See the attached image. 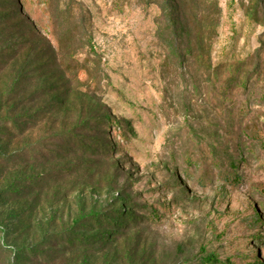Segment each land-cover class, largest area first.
I'll use <instances>...</instances> for the list:
<instances>
[{"label":"rangeland","instance_id":"374dc122","mask_svg":"<svg viewBox=\"0 0 264 264\" xmlns=\"http://www.w3.org/2000/svg\"><path fill=\"white\" fill-rule=\"evenodd\" d=\"M253 4L0 0V264H264Z\"/></svg>","mask_w":264,"mask_h":264},{"label":"trees","instance_id":"16d2710c","mask_svg":"<svg viewBox=\"0 0 264 264\" xmlns=\"http://www.w3.org/2000/svg\"><path fill=\"white\" fill-rule=\"evenodd\" d=\"M23 2H25V0H21ZM260 0H254V4H253V9H252V15H255L257 16L258 14V10H259V7H258V2ZM171 22L173 21L172 19H169ZM179 28H177L176 30L178 31ZM229 53L228 52H225L223 58L224 60H219L218 61V64L215 65L216 68L214 70H216L218 67L219 69H224L225 71H227L228 73V76L226 77V83L227 84H230V83H233L234 82V79H236V77L238 78V71H237V67H240L241 64L240 63V60L239 58H236L234 56V54H230L231 56L228 57ZM240 73V72H239ZM240 82L237 84V85H242L244 86V83L242 81L241 78H239ZM260 98L264 97V96H259ZM123 129L122 128H119V136L122 138V139H125L126 141V138L124 137L125 134L123 133ZM212 165H219V168H218V171H220V163L217 164V162L215 161ZM237 165V164H236ZM236 165L233 164L231 161H229V167L231 168L232 171H235V168H236ZM210 173V171L208 172ZM222 173V172H221ZM211 177V176H209ZM204 179V178H203ZM233 179H235V181H238V178H236V176L233 177ZM225 180L227 181H231L232 179H229V177H225ZM201 261L205 262L206 264H221L222 261H218V259L214 256V255H211V254H208V255H204L202 258H200Z\"/></svg>","mask_w":264,"mask_h":264}]
</instances>
